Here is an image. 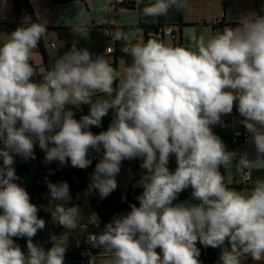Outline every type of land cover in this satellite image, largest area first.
I'll return each instance as SVG.
<instances>
[{"label": "clouds", "instance_id": "clouds-1", "mask_svg": "<svg viewBox=\"0 0 264 264\" xmlns=\"http://www.w3.org/2000/svg\"><path fill=\"white\" fill-rule=\"evenodd\" d=\"M142 3L135 0L138 15L154 19L189 7L187 0H153L141 8ZM7 5L8 0L0 2V13ZM110 5L105 0L99 13L111 11ZM61 20L85 38L93 22L82 6L71 20ZM47 34V25L33 22L6 34L0 44V264L65 262L66 245L56 236L48 248L33 242L46 221L16 182L15 156L34 160L36 145L46 163L70 161L81 170L92 164L91 152L101 154L78 198L109 197L123 161L141 160L139 206L131 204L102 231L88 234L87 243L98 250L88 264H201L197 243L219 248L218 264H243L248 257L264 264V179H252L253 172L264 170V15L251 12L236 27L207 38L186 28L189 46L166 44L151 33L145 42L135 31L118 28L112 40L131 58L122 72L105 54L74 42L54 67L37 74L31 61ZM96 93L106 98L94 99ZM82 105L89 112L77 120L74 109ZM234 106L254 155L228 150L212 130L227 126L222 117ZM110 110L115 116L107 130L90 131ZM173 155L174 171L168 167ZM233 169L250 188L231 187ZM47 187L50 201L42 207L52 221L86 231L83 209L68 206L70 185L49 181ZM189 188L191 200L174 203ZM88 217L99 226L95 214ZM14 238L26 239V252Z\"/></svg>", "mask_w": 264, "mask_h": 264}, {"label": "rangeland", "instance_id": "rangeland-1", "mask_svg": "<svg viewBox=\"0 0 264 264\" xmlns=\"http://www.w3.org/2000/svg\"><path fill=\"white\" fill-rule=\"evenodd\" d=\"M256 1L258 0H187L189 7L185 9V14L184 10H172V17L176 23L174 25H179L180 22L185 24V26L183 27H173L175 32L177 33V45H190L189 43H187V39L184 37V30L186 28H195L198 35L202 34L207 38L213 35V29L210 26H206L205 23L212 25L216 21L222 23L223 19H226L227 21H235V23H237L238 25L241 17H246L249 13L254 12ZM0 2H2V0H0ZM30 2L38 23L49 25H54V23H57L56 21H62L61 17H65V19L71 20L77 14L78 8L82 6L86 10V12L93 18V22L89 25L90 31L86 38L81 37L79 33H76L75 43L77 44V47H86L91 53H94L96 55L105 54L106 58L109 56V48L113 50L116 49V42L112 40L114 32L118 28L125 29V27L121 25V23H124L126 21L128 22L133 18L132 12L129 10H125L124 5L120 7V9L112 13L111 11L107 13H99V6L105 3V0H82L79 1L78 5H76L75 2L65 5H54L53 0H30ZM112 2L113 0H111V3ZM149 3H151V0H143V3L139 7H141L143 4L146 5ZM136 12L137 13L135 20H138L140 18L138 15L139 8H137ZM184 18L185 21L189 22H187L188 24H186ZM97 20H100V22L97 23ZM32 22L33 17L31 11L28 8H24L20 14H17L14 7V0H8L7 8L2 13H0V44H2L3 41L7 38L6 34L11 33L17 27H20L22 25L27 26ZM146 25L148 24L143 25L140 23L137 26H134L138 29L140 37H142L143 29ZM237 25L225 27H236ZM48 33H50V35L45 36L43 39L45 45L47 46V51L50 55V66L54 67L56 60L59 59V57L64 53L69 51V49L67 43L59 39L56 33ZM52 43L57 46L56 50H52L50 48ZM166 44L173 45L172 39L167 38ZM107 59L109 60V63H111L113 67H115L114 59ZM31 63L37 69L39 74L47 71V67L44 64L43 56L40 51H34ZM126 65V61L119 58L115 68L122 72ZM93 98L100 99L106 97H103L102 94L96 95ZM81 107L82 108L80 110L74 111L75 118L77 120H79L82 115H86L89 112L88 105H82ZM114 116L115 113L110 110L108 115L102 119L101 126H93L90 128V131H92L94 134H98L101 131H106ZM100 155L101 154L95 152L90 153V158H93V162L86 170H84L87 185L90 176L95 169V164L100 158ZM140 163L141 160L139 158L123 161L121 171L116 177L118 187H125L136 176V174L141 171ZM176 167H173L174 170ZM250 187L251 184L249 182L238 191L245 190ZM186 200H191V196ZM80 202L83 204L80 205ZM192 202L196 203V201L194 200ZM71 204H78L83 209V212L85 214L84 222L94 220V217H88L92 214L98 216L89 199H85L82 195H80L79 198L77 197L76 200L71 201L70 206ZM48 205L49 202L45 204V206ZM46 213L50 214L49 212ZM71 233L72 231L65 229V234L56 236L58 242H64L67 248L64 264H85L84 259L82 258L78 250L76 239L72 238ZM243 264H256V262L250 260V257H248L244 260Z\"/></svg>", "mask_w": 264, "mask_h": 264}, {"label": "trees", "instance_id": "trees-1", "mask_svg": "<svg viewBox=\"0 0 264 264\" xmlns=\"http://www.w3.org/2000/svg\"><path fill=\"white\" fill-rule=\"evenodd\" d=\"M82 1V0H79ZM75 0H53L54 5H65L69 3H74ZM264 0H258L255 2V12L258 14L264 15V11L262 10V4ZM14 7L17 14H20L24 8H28L31 11L33 22H37L35 14L33 12L30 0H14ZM32 22V23H33ZM28 24L27 26H29ZM206 26H210L214 31V26L205 23ZM237 24H230L223 22L220 23V29H223L225 26H235ZM171 27L172 25H158L155 27ZM183 27V25H175ZM48 32H54L57 34L58 38L65 41L68 45V49L70 50L72 44L75 42L76 32L72 31V28L66 26H58V27H49ZM214 35V34H213ZM153 37V36H152ZM150 38L149 34H147L146 40ZM131 43V41H130ZM117 46V57H121L126 60L127 64H130L131 58L127 56L125 53L120 51L122 47V43L116 42ZM34 51H40L43 56V61L47 70L51 68L49 59L50 55L47 51V47L44 45V39L42 38L39 49ZM34 67V66H33ZM35 68V67H34ZM37 74L38 71L35 68ZM41 77L37 76L35 79L39 80ZM71 107V106H70ZM74 111H77L74 110ZM239 115L236 107L234 106L233 112L231 115L225 116H234ZM235 148L234 146H231ZM35 159H28L25 161L21 156H15V163L13 167L15 168L16 174L20 178L16 182L21 184L22 187L30 195V202L37 205L40 208L38 212V216L43 218L46 221V227L44 230L39 231L37 235L33 238L34 243H40L45 248L51 246V237L65 234V229L62 226L54 223L52 221L51 215L46 213L43 210L42 206H45L50 200V190L47 187V182L59 183L62 181H66L70 185V194L72 198L78 196V194L83 193L87 188V181L85 178L84 170L74 168L70 165V161L67 165H60L59 162H51L46 163L44 160L45 153L39 148L38 145L34 148ZM0 165H2V160H0ZM177 166L175 156L173 155L170 158V162L168 167L170 170L174 171L173 167ZM137 182V181H136ZM136 182H132L125 187H118L115 191L111 193V195L103 200L99 198L98 195L93 197H88L91 202L95 212L98 217L102 221V228L106 223H108L113 215L116 214H125L129 212L130 205L136 204L139 206V201L136 199L137 196L141 195L143 192V188L135 185ZM236 190L243 188V185H232ZM192 189L189 188L178 195V198L174 203H179L185 201L187 198L191 196ZM126 198V199H122ZM15 242L21 247L26 248V239H17L14 238ZM197 247L201 250V255L199 256V260L201 264H218L220 249H213L211 247L204 248L202 245L197 243ZM159 252V249H157Z\"/></svg>", "mask_w": 264, "mask_h": 264}, {"label": "crops", "instance_id": "crops-1", "mask_svg": "<svg viewBox=\"0 0 264 264\" xmlns=\"http://www.w3.org/2000/svg\"><path fill=\"white\" fill-rule=\"evenodd\" d=\"M134 2H135V0H125V3H124L125 8L124 9L131 11L132 12V15H133V18L130 21H128V22L126 21L124 23H121V25H123L125 28H127L126 26H128V27H134V26H137L140 23L143 24V25L148 24L143 29V35H142V37H140L139 34H138V39L145 41L146 40V37H147V34L154 33V32H148V29L149 28H152V27H155V26H158L160 24L161 25H172L171 27H174L175 26L174 24H176V23H175V20L172 17V11L169 12V15L167 17H159V18H155L154 19V18H143V17H140L139 16L140 18L138 20H135L136 13H137L136 12L137 11V6L135 5ZM151 2H153V0H151ZM143 6H144V4L141 6V8ZM118 9H120V7ZM118 9H116L115 11H117ZM112 12H114V11H111V13ZM254 12H255V6H254ZM184 14H185V10H184ZM224 20H225V23L237 24V23H235V21H227L226 19H224ZM184 21H185V18H184ZM56 22L57 23H54V25L53 24L52 25L45 24V25H47L48 28L49 27L65 26L64 23H63V21H56ZM185 22H186V24L189 23L188 21H185ZM179 24L185 26V24H183L182 22H180ZM116 50H117V46H116V49L114 50V52L109 53V56L107 57V58H113L114 59V66L115 67L117 65L118 59L121 58V57H117ZM121 59H123V58H121ZM96 95H102V94H99V93L94 94V96H96ZM78 110H80V109H77V111ZM224 117H226L228 119V122L226 124L227 126L226 127H221L219 125L212 126L213 132L216 135H218L224 141V143L228 147V150H236L238 152H243V151L247 150V151H249L250 155H254L255 153H254V147H253V145H251V144H249L247 142L244 143V144H242V147L240 149L237 148L239 145H232L231 139H232V137H233V135L235 133H238V132H246L245 129H244V126L240 123V121L243 118L240 117V115L224 116ZM231 146H234L235 148H232ZM174 167H176V166H174ZM221 171L223 172V169H221ZM144 172H145V170L141 169V171H139V173H137L136 176L128 184L137 181L135 183V185L138 186V187H140L139 186V183L141 182V179H142V176L144 175ZM233 175H234V184L233 185H243L244 186L245 184H247V183L250 182L246 177H243L239 173H237L235 171V169H233ZM257 178L264 179V170L253 172L252 179L255 180ZM250 184H251V182H250ZM77 197L72 198V201L73 200H76ZM82 204L83 203L80 202V205H82ZM68 206H70V204ZM98 220L100 222L99 223V226L94 225V220L85 222V223H89V224L91 223L92 224V226H90L89 228H87V230L85 231L87 234H89V233H98V232H100V231L103 230V228H102V221H101V219L99 217H98ZM78 231L79 230L72 231V233H71L72 238H75V234ZM92 249H93V254L95 255L98 250L97 249H94V248H92Z\"/></svg>", "mask_w": 264, "mask_h": 264}, {"label": "built area", "instance_id": "built-area-1", "mask_svg": "<svg viewBox=\"0 0 264 264\" xmlns=\"http://www.w3.org/2000/svg\"><path fill=\"white\" fill-rule=\"evenodd\" d=\"M123 5L124 4H117L116 0H113V2L110 5L111 6V11H115L116 9H118L119 7H121ZM262 10L264 11V3L262 4ZM260 15H262V14H260ZM213 26H214L213 34H215L217 31H221L220 22L219 21L214 22ZM152 36H153V38H159V39L163 40L165 43H166L167 38H171L172 41H173V45L172 46H178L177 43H176L177 33L175 32L173 27H168V26L167 27H158V31L152 33ZM44 45H45V42H44ZM50 48L52 50H56L57 49V47H56V45L54 43L51 44ZM38 49H39V46L35 50H38ZM112 52H114V50L109 48L108 49V53H112ZM74 110H76V109H74ZM222 120H223V122L225 124H227L228 119L226 117L223 116ZM238 133H239V135H237V133H235L233 135V137L231 139L232 145H242V144L246 143L247 137H248V133L247 132H238ZM90 226H92L91 223L88 224L87 228H89ZM75 239H76V242H77L78 250H79L82 258L84 259L85 264H88L89 256L90 255H94L92 246L89 243H87L88 234L85 231L84 232L78 231L75 234ZM250 260H252V259L250 258Z\"/></svg>", "mask_w": 264, "mask_h": 264}, {"label": "water", "instance_id": "water-1", "mask_svg": "<svg viewBox=\"0 0 264 264\" xmlns=\"http://www.w3.org/2000/svg\"><path fill=\"white\" fill-rule=\"evenodd\" d=\"M128 29H130V30H132V31H135L137 34H139L138 29L135 28V27H127V28H125L124 30H125V31H128ZM157 31H158V27H152V28H149V29H148V32H157ZM49 35H50V33L47 34V36H49ZM187 43L190 44V41L187 40ZM40 79H41V78H40ZM241 147H242V145H239L237 148L240 149ZM22 251H26V249H25V248H22Z\"/></svg>", "mask_w": 264, "mask_h": 264}]
</instances>
